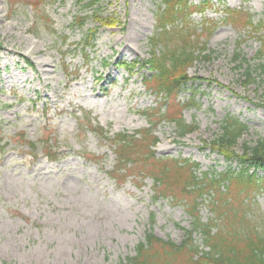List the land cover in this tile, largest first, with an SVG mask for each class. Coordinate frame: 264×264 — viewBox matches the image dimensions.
<instances>
[{"label": "rangeland", "instance_id": "rangeland-1", "mask_svg": "<svg viewBox=\"0 0 264 264\" xmlns=\"http://www.w3.org/2000/svg\"><path fill=\"white\" fill-rule=\"evenodd\" d=\"M28 1L0 0V264H125L148 232L181 243L194 228L183 202L157 198L151 176L111 175L114 136L151 127L141 111L164 101L147 88L144 76L152 72L142 65L162 0H100L104 15L120 23L101 26L86 50L89 30L99 27L92 18L75 24L78 15L92 13L87 0H47L40 7ZM228 7L264 22V0H210L194 11L193 26L215 51L188 68L192 79L176 98L189 103L183 116L196 130L180 137L168 121L153 130L158 157L189 159L199 174L240 168L206 144L223 119L245 122V140L264 137V70L257 66L256 79L246 84L234 62L241 53L264 64V27L255 32L228 22ZM205 20L216 28L203 31ZM135 60L134 73L121 65ZM84 111L106 137L80 122ZM48 147L57 161L46 158ZM256 176L261 189L251 195L249 211L262 232L264 167ZM200 214L205 222L213 218L207 201ZM194 238L203 244L199 231Z\"/></svg>", "mask_w": 264, "mask_h": 264}, {"label": "trees", "instance_id": "trees-1", "mask_svg": "<svg viewBox=\"0 0 264 264\" xmlns=\"http://www.w3.org/2000/svg\"><path fill=\"white\" fill-rule=\"evenodd\" d=\"M46 1L28 2L40 7ZM99 1L87 0L84 6L91 8L92 13L76 17L75 24L80 27L85 26L89 18L99 24V27L89 30L83 41L84 50L94 46L101 26L114 27L120 23L114 16L104 15L98 7ZM10 2L13 5L18 0ZM208 5L210 0L200 5L190 0H162L156 16V31L150 39L151 54L142 65L152 72L150 76H144L147 88L164 101L159 108L141 111L150 118L151 127L132 134L120 132L112 139L117 163L111 175L119 180L123 177L122 181L129 175H139L144 179L151 176L155 193L159 194L157 198L171 195L183 202L194 219V228L188 231L187 238L181 243L148 232L136 246L135 254L127 257L125 264H264V231L261 232L252 219L249 209L252 206L251 195L261 189L256 172L264 167V137L255 141L245 140L244 135L249 131L245 122L232 116L223 119L221 132L206 144L228 161H237L240 168H231L219 174H199L198 163L189 159L158 157L155 149L159 139L153 130L162 121L174 124L180 137L196 130V126L186 122L183 116V110L189 103L181 104L176 98L192 79L188 68L196 60L211 59L215 53L208 48L207 41H202L198 27L193 26L190 18L194 11L204 10ZM225 12V19L241 29L251 28L259 32L264 27L263 21L255 23L254 14L250 11L228 7ZM216 26L213 20H205L202 28L211 32ZM234 62L246 84L256 79L257 66L264 70V64L253 65L241 53L235 55ZM138 64L140 61L137 60L121 62L130 73H134ZM163 107H166L165 111ZM79 119L99 136L106 137L108 131L99 125L94 126L88 111H84ZM30 144L35 147L33 141ZM45 156L51 161L59 159V154L49 147ZM205 201L214 215L208 222L200 214ZM195 231L202 234V245L195 241Z\"/></svg>", "mask_w": 264, "mask_h": 264}]
</instances>
